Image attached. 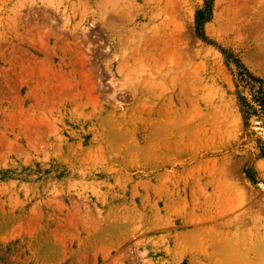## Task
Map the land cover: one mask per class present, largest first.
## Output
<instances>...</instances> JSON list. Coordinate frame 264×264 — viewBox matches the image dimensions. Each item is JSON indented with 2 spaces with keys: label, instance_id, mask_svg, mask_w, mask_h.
<instances>
[{
  "label": "rangeland",
  "instance_id": "rangeland-1",
  "mask_svg": "<svg viewBox=\"0 0 264 264\" xmlns=\"http://www.w3.org/2000/svg\"><path fill=\"white\" fill-rule=\"evenodd\" d=\"M240 67L264 0H0V264H264Z\"/></svg>",
  "mask_w": 264,
  "mask_h": 264
},
{
  "label": "trees",
  "instance_id": "trees-1",
  "mask_svg": "<svg viewBox=\"0 0 264 264\" xmlns=\"http://www.w3.org/2000/svg\"><path fill=\"white\" fill-rule=\"evenodd\" d=\"M197 22H199L198 19ZM238 76H239L240 86L247 91L246 98L250 101L251 106L252 104L254 105L256 103L257 107L255 111H257V113H259L260 116H263L262 118L264 120V96L260 95L261 90L259 91L260 93L258 92L254 93L253 91L254 84L255 82L259 81V78L253 76L242 67H240V70L238 71Z\"/></svg>",
  "mask_w": 264,
  "mask_h": 264
}]
</instances>
